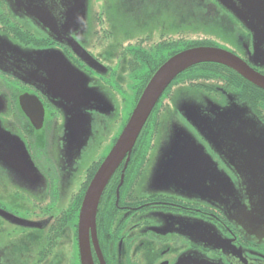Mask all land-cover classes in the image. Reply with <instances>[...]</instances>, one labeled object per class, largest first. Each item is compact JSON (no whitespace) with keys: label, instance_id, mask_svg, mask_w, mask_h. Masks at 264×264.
Listing matches in <instances>:
<instances>
[{"label":"flooded vegetation","instance_id":"flooded-vegetation-1","mask_svg":"<svg viewBox=\"0 0 264 264\" xmlns=\"http://www.w3.org/2000/svg\"><path fill=\"white\" fill-rule=\"evenodd\" d=\"M210 1L233 32L236 24L250 40L241 21ZM43 4V16L35 19L27 12L14 14L0 0L2 35L23 49L55 53L41 60L34 85L0 72V139L18 138L45 182L39 188L36 177L22 176L18 183L0 161V210L38 223L37 229L20 228L0 217V264H81L78 218L83 197L145 86L172 56L195 47L217 48L211 40L215 35L206 29L189 31L186 11L181 10L178 18L171 3L158 9L157 19L142 18L137 31L124 36L117 17L107 16L105 0H89L83 21L81 12L69 3L47 0ZM150 9L137 5L131 12L137 19ZM35 23L57 25L60 36L38 30ZM74 23L84 26L76 28ZM6 26L20 28L25 40L8 35L2 29ZM250 49L242 48V55L235 49L230 53L264 76V71L252 67ZM26 95L39 104L30 99L34 101L22 106L20 98ZM185 96L208 99L220 107L244 106L264 125V90L233 70L202 64L179 75L159 98L131 152L103 190L95 240L90 238L92 264H176L185 256L214 264H264V241L251 237L239 218L221 209L219 201L230 197L219 192V173L237 189L239 181L233 164L210 147L177 110V101ZM125 97L134 101L126 120ZM39 105L43 114L37 129L24 110L36 119ZM177 129L190 131L199 145L175 143L179 140L173 130ZM197 148L205 149L209 160H199ZM147 180L160 182L169 191L190 190L186 196L148 192ZM241 205L246 207L245 198ZM12 240L20 247L17 254L12 253Z\"/></svg>","mask_w":264,"mask_h":264},{"label":"water","instance_id":"water-1","mask_svg":"<svg viewBox=\"0 0 264 264\" xmlns=\"http://www.w3.org/2000/svg\"><path fill=\"white\" fill-rule=\"evenodd\" d=\"M4 1L7 2L14 14H18V11L23 9V12H27L30 17L40 19L45 12V6L43 4L44 1L41 0H31L35 2L32 5H17L15 3L17 9L20 10L13 9L10 6L9 0ZM189 1H199L203 3L202 0ZM214 1L220 4L227 11L231 12L240 21L244 22L250 16L246 11L247 5L251 6L261 0ZM62 2L69 3L73 9L81 12L79 16L82 17V21L84 20L85 9H87L89 0H62ZM209 8L210 7L206 5L202 6V10L205 14H209ZM173 13H175L179 18L180 12L176 13V11L173 10ZM211 14L213 15V18L214 16L217 17L216 14ZM186 16L188 17L189 31H193V26L203 25L206 27L207 20L211 19L210 16L199 17L198 11L187 12ZM73 26L77 28L84 26V24L74 23ZM34 27L46 34H49L50 36H60L58 27L55 24L35 23ZM194 28L196 30L199 29L197 27ZM8 38H6V35L0 36V72L14 75L20 81L34 85L38 81L34 75H37L42 70L40 66L41 60L55 53H53V51L39 52L26 50L21 48L18 44L14 45L13 43L15 42L12 41L10 37ZM69 44L71 45V42H69ZM71 47L74 48L73 45H71ZM202 64H217L224 66L233 70L255 87L264 90V76L254 72L232 54L214 47H195L187 49L172 56L159 69H157L142 91L123 132L93 177L83 197L78 218V248L81 264H92L90 255V238L92 237V240H95L97 206L112 173L118 167L123 158L131 152L140 131L167 87L179 75ZM23 71H25V74ZM22 74L23 76H21ZM30 99H34L37 102L34 97L26 95L20 98L21 105H29V102L34 101ZM176 106L177 110L183 114L186 120L205 137L211 136L214 138V135L206 132L213 129L212 126L214 123L225 125V129L227 130V132L223 133L220 140H228V138L231 137V134L233 136L231 130L234 128L236 122L251 121L252 126L259 127L257 122L252 119L253 116L250 115V110L238 104H231L228 107H220L208 99H197L193 96H185L182 100L177 101ZM0 107H2L1 101ZM39 108V111H37V115L39 116L36 117V119L32 118L30 111L24 110L27 112V115L31 118L37 129L41 127L43 114L40 105ZM235 114L240 115L236 116ZM259 128H261V131H264V127ZM1 131L2 128L0 125V138ZM229 132H231V134ZM173 133H175L177 140L180 141H175V143L181 144V142H183L186 144L187 139L185 140L186 134L184 130H173ZM19 141L20 140L16 137H7L5 142L0 139V154H3L0 158L2 166L11 171L12 178L18 183L22 182V176H34L37 180H39L38 182H42V179H40L27 153L25 152L22 143ZM207 141L220 155L225 158L226 161L233 164V170L239 179L237 189L223 174H219L220 181L219 183H216L219 192L222 195L230 197L219 201L221 209L223 208L222 210H224L227 216L230 215L231 218H239L238 223L246 229L251 237L257 239L258 241H264V167L262 165L255 166L254 168L248 167L241 159L233 155L234 151H232L230 143L226 142L222 144L220 143L221 141H218V144L216 145L211 140ZM9 145L12 147L10 148ZM193 145L195 146L197 144L195 143ZM223 149H225V151H223ZM254 149L259 151L260 158L264 161V149L262 146L259 144ZM200 152H202V150H198V153ZM15 153H19L20 157L14 156L13 154ZM207 160H209V158H207ZM24 185H26V183H24ZM27 185H29V183ZM244 198L247 202L246 207L241 205V200ZM246 209H248V211H246ZM236 210H240V213L236 214ZM0 217L16 227L28 229L38 228V223L21 219L1 210ZM176 264L214 263L208 262L204 258L196 259V257L193 256H185L179 259Z\"/></svg>","mask_w":264,"mask_h":264},{"label":"rangeland","instance_id":"rangeland-1","mask_svg":"<svg viewBox=\"0 0 264 264\" xmlns=\"http://www.w3.org/2000/svg\"><path fill=\"white\" fill-rule=\"evenodd\" d=\"M41 1H47V0H41ZM62 1V0H59ZM107 4V9L110 13V15L107 13L108 17H117V22L121 23L123 27V36L126 33H132L136 32L138 25L137 21L140 20L142 22V18L147 19H157L158 18V9L161 8V6L165 3H171L172 5V11L175 10L176 13L180 12L181 10L186 11V13L191 11H198L199 17H205L210 16L211 19L207 20V26L198 25L193 26V31L191 32H197V30L194 27L199 28L202 31H205V29L208 31L209 34L215 35L214 38H209L212 40V42L216 45L217 49L228 51L230 53L231 49L236 50L237 55H242L241 51L242 48H251L250 49V59H251V65L253 68L258 69L260 71H264V0L256 2V4L247 5L246 11L250 15L242 24L246 27V29L249 31L251 37L250 40H248L247 36L242 33L238 27L234 28L225 22L224 14L220 11L218 8H214L215 6L212 4L210 0H202L203 3L199 1H189V0H105ZM28 2L29 4L33 3L31 0H9L10 6L13 9H17V5H26L25 3ZM7 3V2H6ZM16 3V4H15ZM150 6V10L143 11L141 16H138L136 19L135 16L132 14L131 10L135 6ZM206 5L210 8L208 9L209 14H205L202 10V6ZM113 6V7H112ZM10 8V7H9ZM118 8V10H116ZM20 10V9H17ZM140 9H135L134 11H137ZM23 12V9L18 11L19 15ZM117 12V14H116ZM211 13H214L217 15V18H213V15ZM173 17V15H172ZM215 17V16H214ZM213 18V19H212ZM238 19V18H237ZM219 21L220 23H216L215 21ZM239 20V19H238ZM240 21V20H239ZM173 27L175 26V22H172ZM226 24L228 26L226 27ZM120 28V27H119ZM208 28V29H207ZM30 32H33L34 30L30 27ZM121 29V28H120ZM195 29V31H194ZM189 30V29H188ZM228 33V35H226ZM192 34V33H191ZM0 36L2 35V32H0ZM132 36V35H130ZM6 38L8 36L6 35ZM9 39V38H8ZM119 41V40H118ZM14 45L16 43H13ZM231 54V53H230ZM196 74V73H195ZM134 104V101L130 100V98L125 97V107H124V118L128 117L130 112L132 111V106ZM236 116H239L240 114H235ZM254 119L259 127H264L263 124H260L259 121L256 118ZM250 119V120H252ZM192 126V125H191ZM193 130L201 135V137L207 141L211 140L214 144H218V141L220 143H230L232 146V151H234L233 155L235 157L242 160L243 163H245L248 167L254 168L255 166L262 165L264 167V161L260 158V153L257 149H254L257 145H261L264 149V131H261V128L252 126L251 121L249 122H236L234 128L231 130L233 133V136L231 132V137L227 139H221L223 133L227 132L225 129V125H221L218 123H214L212 126L213 129L206 131L208 134L214 135V138L211 136L205 137L200 132H198L194 126ZM185 129V128H184ZM187 130V129H186ZM184 130L186 137H187V144L189 146H197L199 145L197 143V139L192 135L190 131ZM196 139V140H195ZM208 142V141H207ZM197 145H193V144ZM208 145L212 147L209 142ZM219 147V145H218ZM214 149V147H212ZM198 150H201L200 148H197ZM253 155V156H252ZM199 160L207 161V158H210L209 155L206 153L205 149L202 150V152L197 154ZM220 174V173H219ZM239 181V179H238ZM39 186V188L44 187L45 182H36ZM189 187V186H188ZM170 187L164 186V184L160 182L155 181H149L147 180L145 182V190L148 192H167V193H176L181 196H186L189 193V188H179V189H173L172 191H169ZM11 250L12 253H19L20 247L14 244V241H11Z\"/></svg>","mask_w":264,"mask_h":264},{"label":"trees","instance_id":"trees-1","mask_svg":"<svg viewBox=\"0 0 264 264\" xmlns=\"http://www.w3.org/2000/svg\"><path fill=\"white\" fill-rule=\"evenodd\" d=\"M8 35H12L14 38H17V40H25V35L20 28H14L10 26H6L2 28ZM21 43V42H20Z\"/></svg>","mask_w":264,"mask_h":264}]
</instances>
